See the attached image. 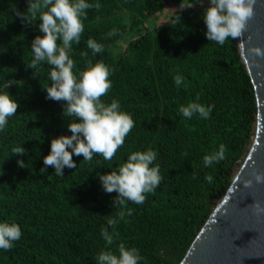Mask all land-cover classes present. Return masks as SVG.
Wrapping results in <instances>:
<instances>
[{
	"label": "trees",
	"instance_id": "obj_1",
	"mask_svg": "<svg viewBox=\"0 0 264 264\" xmlns=\"http://www.w3.org/2000/svg\"><path fill=\"white\" fill-rule=\"evenodd\" d=\"M86 2L101 7L81 16L84 32L69 53L73 71L78 76L89 60L112 69V87L101 101L118 100L135 126L111 161L95 153L91 161L74 155L76 169L66 167L63 176L52 167L41 171L51 140L71 135L67 125L74 118L62 115L64 102L46 99L42 87L51 85V66L41 63L35 78L27 66L33 39L43 35L41 21L26 25L16 16L15 9L27 11V0H0V92L19 103L0 130V222L16 223L22 231L11 250L0 249V264H97L100 252L118 255L121 243L139 250V264H179L252 144L255 93L235 40L220 45L206 38L208 0L203 7L197 0ZM179 7L182 11L163 17ZM89 38L103 45L101 53L93 55ZM175 76L183 77L179 87ZM193 101L214 106L209 118L179 113ZM221 144L225 159L205 166L204 156ZM15 147L26 154L13 155ZM149 149L157 153L159 187L143 204L113 206L117 194L103 190L99 174L118 168L132 152ZM110 218L117 220L114 228L107 224ZM104 227L113 235L111 245L101 236Z\"/></svg>",
	"mask_w": 264,
	"mask_h": 264
},
{
	"label": "clouds",
	"instance_id": "obj_2",
	"mask_svg": "<svg viewBox=\"0 0 264 264\" xmlns=\"http://www.w3.org/2000/svg\"><path fill=\"white\" fill-rule=\"evenodd\" d=\"M26 12L15 9L16 16L26 25H31L38 19L39 31L43 35H37L32 43L33 59L27 66L34 70L33 78L39 73V65L46 62L51 66L49 78L51 85L42 87L46 90V99L56 102H64L62 115L72 117L67 127L71 135H61L53 138L50 145V153L43 158L44 168L55 169L58 176L64 175V169H76L73 159L83 156L84 160L91 161L93 154H99L106 161H111L117 151L123 146L125 138L135 126L132 116L120 110V103L113 99L110 104H105L101 98L108 94L112 87L109 79L112 69L103 62H87L85 70L74 73L75 62L70 58L72 44L80 43L81 34L84 32V24L81 16L86 10L100 9L101 5L87 3L86 0H27ZM203 7L204 0H197ZM257 0H208V7L204 9L203 21L207 31L208 41L223 45L228 38L241 37L246 29L247 22L254 15ZM110 33L109 35H111ZM58 41L60 43L58 44ZM87 47L93 55L103 51V45L89 38ZM241 49L245 45H239ZM251 57L264 59V48L253 46L243 53ZM86 57L88 54H81ZM183 81V77L175 76L177 87ZM12 84L5 87L10 88ZM199 98L197 97V100ZM214 106H204L196 101L179 107V113L185 118H191L194 114L209 118ZM19 103L6 92H0V130L8 123V118L15 115ZM15 156L26 154L24 147L12 149ZM157 153L151 149L147 151L132 152L127 161L107 174H99L103 190L108 193H116L112 204L119 207L130 201L137 205L143 204L146 194L154 192L162 182L160 167L153 166ZM225 159V146L221 144L218 151L205 155L204 165L211 166L214 162ZM18 165L24 167V161L19 160ZM195 178V177H194ZM209 183L212 176H206ZM255 185H264V171L256 170L252 179L245 182L246 188ZM255 216H264V201L254 200L250 205ZM128 215L132 214L131 209ZM125 213L121 211L119 216L123 219ZM116 218L107 221L109 227H115ZM22 236L21 228L16 223L0 222V249L11 250L13 243ZM101 236L108 245L113 243V235L108 227L101 229ZM97 264H139L142 259L139 250L126 248L123 243L118 247V255L112 251H102L96 257Z\"/></svg>",
	"mask_w": 264,
	"mask_h": 264
},
{
	"label": "water",
	"instance_id": "obj_3",
	"mask_svg": "<svg viewBox=\"0 0 264 264\" xmlns=\"http://www.w3.org/2000/svg\"><path fill=\"white\" fill-rule=\"evenodd\" d=\"M234 40L255 93V133L229 188L179 264H264V216H255L250 207L254 200L264 201V185L244 186L254 171H264V59L243 54L253 46L264 48V0H257L253 17Z\"/></svg>",
	"mask_w": 264,
	"mask_h": 264
},
{
	"label": "rangeland",
	"instance_id": "obj_4",
	"mask_svg": "<svg viewBox=\"0 0 264 264\" xmlns=\"http://www.w3.org/2000/svg\"><path fill=\"white\" fill-rule=\"evenodd\" d=\"M176 11H178V12H180V11H182V7H179V8H175L174 10H167L166 12H165V14H164V18L166 19V18H170L173 14H174V12H176ZM160 20V19H159ZM161 21V20H160Z\"/></svg>",
	"mask_w": 264,
	"mask_h": 264
}]
</instances>
